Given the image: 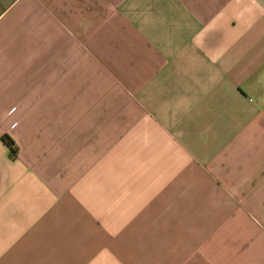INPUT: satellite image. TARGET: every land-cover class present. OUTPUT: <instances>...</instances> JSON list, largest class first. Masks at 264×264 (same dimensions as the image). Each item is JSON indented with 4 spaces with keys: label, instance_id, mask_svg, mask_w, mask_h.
<instances>
[{
    "label": "crops",
    "instance_id": "crops-1",
    "mask_svg": "<svg viewBox=\"0 0 264 264\" xmlns=\"http://www.w3.org/2000/svg\"><path fill=\"white\" fill-rule=\"evenodd\" d=\"M0 264H264V0H0Z\"/></svg>",
    "mask_w": 264,
    "mask_h": 264
},
{
    "label": "trees",
    "instance_id": "trees-1",
    "mask_svg": "<svg viewBox=\"0 0 264 264\" xmlns=\"http://www.w3.org/2000/svg\"><path fill=\"white\" fill-rule=\"evenodd\" d=\"M1 139L11 149V152L14 154L15 147L13 140L7 134L2 135Z\"/></svg>",
    "mask_w": 264,
    "mask_h": 264
}]
</instances>
